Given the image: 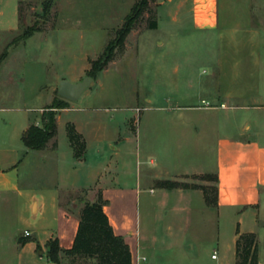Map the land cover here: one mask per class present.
Masks as SVG:
<instances>
[{
	"label": "crops",
	"instance_id": "1",
	"mask_svg": "<svg viewBox=\"0 0 264 264\" xmlns=\"http://www.w3.org/2000/svg\"><path fill=\"white\" fill-rule=\"evenodd\" d=\"M19 1L0 0V36L12 35L18 30ZM220 1L155 2L158 27L162 18L170 24L167 28L169 39L190 30L214 35L220 42L218 54L210 50L213 55L208 63V78L197 82L190 78L184 84L193 98H201L207 105L185 108L228 107L227 102L221 101L223 99L242 102L239 103L242 105H233L234 108H249L250 105L245 103L264 100V26L256 25L257 22L264 23V13L260 14L257 9L260 0H226L225 18L221 17ZM10 5L16 8V18L4 20ZM156 47L172 54L179 51L171 40L167 43L158 40ZM178 71L180 66L176 65L175 72ZM172 86L176 95L183 92L178 89L180 82L173 80ZM40 87L41 84L32 93L38 99L42 96ZM13 92L0 103V264H58L47 257L46 244L58 239L63 249L73 246L83 206L76 212L66 210L62 205V194L91 191L96 187L108 201L104 209L115 233L129 244L132 264H237L236 242L242 233L257 235L259 264H262L258 232L260 228L264 230V142L257 138L262 135L260 132L254 137L240 135L232 149V161L225 164L218 162L219 165L212 169H206L209 167L204 163L180 165L184 169L180 171L179 179L172 180L218 175L217 183L212 181L210 184L209 180L197 183L217 185L218 204L210 206L201 188L165 189L154 187L153 183L143 186L141 177L127 182L126 176L120 178L118 186H112L108 177L111 172L109 156L113 159L120 152L118 154L117 146L106 144L103 134H93L92 128L89 129L94 123L88 107L91 96L84 95L85 92L76 102L69 100L68 107L58 111L57 135L45 148H28L23 135L32 125L43 126L44 111L52 104V95L40 105L28 104L33 102L29 94L24 100L25 105H6L8 99H15ZM211 102H221V105ZM68 122L75 124L86 139L84 158L74 155L70 141L65 144ZM246 128L249 125L242 132ZM114 140L116 137L112 138ZM111 150H114L113 154ZM90 152L91 156L93 152L94 162L89 159ZM219 157L216 156V161ZM22 165H25L24 172ZM156 180L162 179L153 182ZM144 193L147 196L143 210L139 202ZM116 198L119 199L117 206ZM224 215L234 225L231 242L227 244V250L232 254L230 261L229 255L220 254L208 245L209 241L225 245L220 228ZM26 230L32 234L25 236ZM208 232H214V235L208 238ZM20 240L25 242L21 244ZM38 246H41V252ZM214 254H217L216 258ZM61 264L71 263L68 258H63Z\"/></svg>",
	"mask_w": 264,
	"mask_h": 264
},
{
	"label": "rangeland",
	"instance_id": "2",
	"mask_svg": "<svg viewBox=\"0 0 264 264\" xmlns=\"http://www.w3.org/2000/svg\"><path fill=\"white\" fill-rule=\"evenodd\" d=\"M48 1L51 5L47 8ZM137 1L20 0L25 26L39 24L44 30L19 42L15 40L23 32L20 25L12 35L0 36V57L6 49L9 51L8 58L0 64V103L11 91H15V99H8L6 105H25L24 100L29 95L33 101L28 103L30 105H40L50 95L52 101L63 99L58 94L59 82L62 79L79 82L89 75L91 62L115 40L126 14ZM154 2L150 1L149 9L127 37L125 49H115L114 60L98 73L94 84L84 93L91 96L88 107L94 124L89 129L92 128L93 134H103L106 144L117 146L118 154L120 152L113 159L109 156L111 172L108 177L112 186H118L120 178L126 176L127 182L141 177L143 186L153 183L155 187V179H179L183 166L191 163L207 164L209 168L206 169L216 167L218 162L225 164L232 161V149L240 135L254 137L260 132L262 135L257 138L264 142V100L245 103L250 107L238 109L233 105H242L239 104L242 102L229 99L221 100L227 102L228 107H184L207 105L201 98H193L184 84L190 78L194 82L208 78V63L213 55L210 50L218 54L220 42L214 35L190 30L169 39L167 28L170 24L163 18L160 27L148 28L153 13H157ZM220 5L221 17L225 18L226 0H221ZM257 9L260 14L264 13V0H260ZM15 10L14 5H10L4 20L16 18ZM256 25L264 26V23L257 22ZM158 40L173 41L179 51L173 54L160 51L156 47ZM176 65L180 66L178 72H175ZM262 79L264 81V65ZM173 80L180 82L181 94L176 95ZM40 84L42 96L38 99L32 93ZM211 104L220 106L221 102ZM246 125L249 128L242 132ZM114 137L116 140L112 141ZM65 138V144H68L69 138ZM89 159L95 161L93 152ZM21 170L24 172L25 165ZM181 180L196 184L204 182L201 177L193 176ZM97 196V187L91 191L63 192L62 205L66 210L76 212L85 201L96 200ZM146 196L144 193L139 202L143 210ZM118 204L116 198L115 206ZM143 217L145 221V213ZM220 228L225 245L210 241L208 245L220 254L229 255L230 261L232 254L227 250V244L231 242L234 225L224 215ZM207 235L211 238L214 232ZM258 235L261 263L264 264L263 228ZM60 256L63 262L65 255L61 253ZM81 263L94 264L91 260Z\"/></svg>",
	"mask_w": 264,
	"mask_h": 264
},
{
	"label": "trees",
	"instance_id": "3",
	"mask_svg": "<svg viewBox=\"0 0 264 264\" xmlns=\"http://www.w3.org/2000/svg\"><path fill=\"white\" fill-rule=\"evenodd\" d=\"M151 0H138L125 17V20L117 31L115 40L108 43L103 53L91 62L89 75L96 78L98 73L105 70L109 63L114 60L118 47L124 50L126 39L129 34L136 28L138 22L144 13L149 9ZM156 2V0H155ZM154 2V3H155ZM51 2H46L48 8ZM19 25L23 32L17 36L15 41H23L33 36L36 32L42 31L43 27L39 24L25 26V19L22 14V3H19ZM158 27L157 13L149 20L148 28L155 29ZM9 51L6 49L0 57V64L7 58ZM61 97V96H60ZM62 98V97H61ZM64 99V98H63ZM54 99L52 104L44 111L43 126L32 125L23 135L25 145L30 149H43L47 143L57 135L58 124L56 109L68 107L69 100ZM67 135L77 158H84L86 154L87 143L85 137L77 130L75 124L68 122L66 126ZM203 180L217 183L219 177L217 174H203ZM156 187L165 189L175 188H201L204 191L206 202L210 206L218 204V187L217 185L205 186L196 183H189L179 180H158ZM108 201L104 199L101 192H98L97 199L94 201H85L83 204L78 231L73 243L69 249H63L58 239L49 240L46 244L47 257L61 264V253L69 259V263L82 264L86 261H93L94 264H132V253L129 244L123 236L115 233L110 222L109 216L104 207ZM238 233L240 231L238 230ZM25 240H20L23 244ZM41 252V246H38ZM258 241L255 233H242L236 242L237 264H259Z\"/></svg>",
	"mask_w": 264,
	"mask_h": 264
},
{
	"label": "water",
	"instance_id": "4",
	"mask_svg": "<svg viewBox=\"0 0 264 264\" xmlns=\"http://www.w3.org/2000/svg\"><path fill=\"white\" fill-rule=\"evenodd\" d=\"M94 77L88 75L79 82L62 79L59 82L58 94L67 100L76 101L80 96L94 84Z\"/></svg>",
	"mask_w": 264,
	"mask_h": 264
},
{
	"label": "built area",
	"instance_id": "5",
	"mask_svg": "<svg viewBox=\"0 0 264 264\" xmlns=\"http://www.w3.org/2000/svg\"><path fill=\"white\" fill-rule=\"evenodd\" d=\"M24 234H25V236H30L32 233H31V231L26 230ZM213 257L216 258L217 254H214Z\"/></svg>",
	"mask_w": 264,
	"mask_h": 264
}]
</instances>
